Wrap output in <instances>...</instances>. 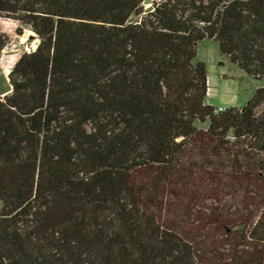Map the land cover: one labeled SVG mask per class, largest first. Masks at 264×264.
I'll return each mask as SVG.
<instances>
[{
  "label": "trees",
  "instance_id": "16d2710c",
  "mask_svg": "<svg viewBox=\"0 0 264 264\" xmlns=\"http://www.w3.org/2000/svg\"><path fill=\"white\" fill-rule=\"evenodd\" d=\"M2 15L39 42L0 98V264H264V210L185 205L189 186L230 183L247 207L264 190V0H0ZM205 40L262 84L245 108L207 104Z\"/></svg>",
  "mask_w": 264,
  "mask_h": 264
},
{
  "label": "rangeland",
  "instance_id": "374dc122",
  "mask_svg": "<svg viewBox=\"0 0 264 264\" xmlns=\"http://www.w3.org/2000/svg\"><path fill=\"white\" fill-rule=\"evenodd\" d=\"M155 2L156 0H153V4ZM151 7H145V9ZM19 26L18 22L5 17V15L0 17V41L3 43L0 53V65L8 69H12L22 55L33 52L39 42L37 41V43L31 45L26 43L25 35L34 33L25 28L23 35L19 36L16 32ZM197 59L207 67V104L215 109L223 107L227 111L230 108L236 110L245 108L253 99L257 89L262 85L233 64L229 57L223 55L220 52L218 43L213 40H205L199 44ZM263 112L264 105L259 107L255 114L260 116ZM232 187L230 183L223 185L218 183L208 190H202L197 186H189L185 190V195L189 199L185 203L188 206L186 210L197 217L199 214H209L214 209L225 210L227 208L229 213H235L239 211L237 206H240L241 211L237 215L239 219L245 217L250 220L253 216L258 218L264 210L263 206L260 207L264 202L262 186L251 188L249 196L254 199L249 207L244 203L243 192L240 189L234 192ZM241 195L242 200H240ZM230 205L232 207L229 208ZM1 208L0 201V210Z\"/></svg>",
  "mask_w": 264,
  "mask_h": 264
},
{
  "label": "crops",
  "instance_id": "0c3cea01",
  "mask_svg": "<svg viewBox=\"0 0 264 264\" xmlns=\"http://www.w3.org/2000/svg\"><path fill=\"white\" fill-rule=\"evenodd\" d=\"M12 69L0 65V98L12 93V87L9 81V74Z\"/></svg>",
  "mask_w": 264,
  "mask_h": 264
},
{
  "label": "water",
  "instance_id": "95a60500",
  "mask_svg": "<svg viewBox=\"0 0 264 264\" xmlns=\"http://www.w3.org/2000/svg\"><path fill=\"white\" fill-rule=\"evenodd\" d=\"M152 4H153V0H143V6L146 8L151 7ZM24 39H25L26 43H28L30 45L33 43H37V41H38L37 36L34 34H31V33L26 34Z\"/></svg>",
  "mask_w": 264,
  "mask_h": 264
},
{
  "label": "built area",
  "instance_id": "2783aa9c",
  "mask_svg": "<svg viewBox=\"0 0 264 264\" xmlns=\"http://www.w3.org/2000/svg\"><path fill=\"white\" fill-rule=\"evenodd\" d=\"M223 112H226V108L219 107V108L215 109L216 114L223 113Z\"/></svg>",
  "mask_w": 264,
  "mask_h": 264
},
{
  "label": "bare ground",
  "instance_id": "6f19581e",
  "mask_svg": "<svg viewBox=\"0 0 264 264\" xmlns=\"http://www.w3.org/2000/svg\"><path fill=\"white\" fill-rule=\"evenodd\" d=\"M36 47V46H35Z\"/></svg>",
  "mask_w": 264,
  "mask_h": 264
}]
</instances>
